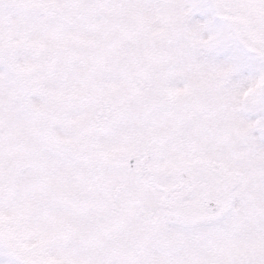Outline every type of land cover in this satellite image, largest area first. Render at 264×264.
Returning <instances> with one entry per match:
<instances>
[{
	"label": "snow or ice",
	"instance_id": "obj_1",
	"mask_svg": "<svg viewBox=\"0 0 264 264\" xmlns=\"http://www.w3.org/2000/svg\"><path fill=\"white\" fill-rule=\"evenodd\" d=\"M0 264H264V0H0Z\"/></svg>",
	"mask_w": 264,
	"mask_h": 264
}]
</instances>
